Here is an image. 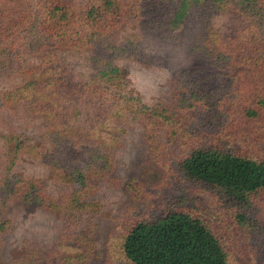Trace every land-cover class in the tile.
Listing matches in <instances>:
<instances>
[{
	"label": "trees",
	"instance_id": "trees-1",
	"mask_svg": "<svg viewBox=\"0 0 264 264\" xmlns=\"http://www.w3.org/2000/svg\"><path fill=\"white\" fill-rule=\"evenodd\" d=\"M189 27L214 86L204 91L177 71L175 104L145 103L118 61L151 67L144 39L177 43ZM65 53L82 55L84 71L71 72ZM26 121H37L32 134ZM136 127L157 147L161 131L178 141L163 163L169 178L212 193L235 227L193 215L174 190L158 213L122 218L108 264H231L236 238L264 257V0H0V236L13 204L60 217L54 249L27 241L11 264L89 260L84 233L102 210L96 183ZM24 157L43 161L58 196L19 173Z\"/></svg>",
	"mask_w": 264,
	"mask_h": 264
},
{
	"label": "rangeland",
	"instance_id": "rangeland-1",
	"mask_svg": "<svg viewBox=\"0 0 264 264\" xmlns=\"http://www.w3.org/2000/svg\"><path fill=\"white\" fill-rule=\"evenodd\" d=\"M221 22L225 27L224 31L229 32L232 21ZM130 27L135 28V25ZM194 33V28H187L179 36L177 43L165 42L158 35H149L144 42L154 60L151 67H144L126 59L118 61L121 70L129 79L130 89L145 103L153 105L160 101L173 106L176 101L173 98V80L177 71L187 72L190 79L199 83L204 91L206 87L208 89L214 86L215 77L212 71L201 57L192 53ZM65 56L71 72L78 74L84 71L86 61L82 55L65 53ZM35 123L25 122L27 134H32ZM147 136L142 127L130 130L115 150L114 169L110 177L96 183V199L100 200L102 210L90 219L89 233H84L85 243H89V260L84 264H108L107 243L122 218L129 216V213L138 216L158 213L168 199L173 197L174 190L179 195L183 193L188 199L183 206L191 210L193 215L215 225L223 220L230 227H235L231 213L222 210L219 200L212 193L188 186L181 189L169 178L163 163L167 153L178 148V141L167 142L164 131H161L156 137L160 144L157 147ZM20 140L24 141V138L21 137ZM18 171L26 178L44 183L50 195L58 196L59 187L46 178L47 168L43 161L21 158ZM129 183H133L135 188ZM258 210L259 222L264 224V203ZM6 218L10 219L11 224L6 234L0 236V264H11L20 256L27 241L39 242L46 249H54V241L59 231L60 217L57 213L47 212L37 206L13 204L7 208ZM225 239L228 245L232 242L226 236ZM228 249L232 253L231 264H264V257L257 256L253 246L247 247L243 238H236Z\"/></svg>",
	"mask_w": 264,
	"mask_h": 264
}]
</instances>
